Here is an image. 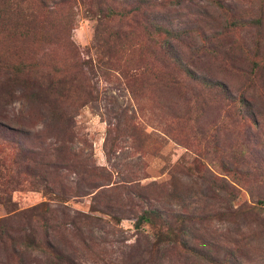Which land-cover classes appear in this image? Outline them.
I'll return each instance as SVG.
<instances>
[{
    "label": "rangeland",
    "instance_id": "rangeland-1",
    "mask_svg": "<svg viewBox=\"0 0 264 264\" xmlns=\"http://www.w3.org/2000/svg\"><path fill=\"white\" fill-rule=\"evenodd\" d=\"M3 1L0 264H264V0H148L128 38L102 0H27L29 20ZM22 59L83 74L93 99L34 104ZM25 134L61 154L46 182L19 167Z\"/></svg>",
    "mask_w": 264,
    "mask_h": 264
},
{
    "label": "trees",
    "instance_id": "trees-1",
    "mask_svg": "<svg viewBox=\"0 0 264 264\" xmlns=\"http://www.w3.org/2000/svg\"><path fill=\"white\" fill-rule=\"evenodd\" d=\"M37 2L43 8H48V5L53 6V8H57L64 4H75L77 0H37ZM147 2L148 0H105V2L104 0H102L105 9L103 10L100 8L99 11L102 13V15L103 13H105V16L109 18V20L113 21L117 19L122 22L125 21L127 24V29L125 30L124 35L128 38L134 23L138 25L137 17L141 13V8H139V6L137 5L146 4ZM3 3L9 8L8 11L10 13L15 16L19 15L22 20H24V16L29 20V18H33L35 15L32 11V8L30 7V3L27 0H4ZM122 3L125 4L126 8H122L121 10H119L122 6ZM50 13L51 12H48V14ZM159 19V17L153 18L156 23H151L153 33L155 35L162 36L170 34V32L164 28V25ZM28 20L26 19V23L31 24V22H29ZM33 20L34 19H30V21ZM116 37H119V35H117ZM168 45L170 46V48L172 47V43L169 42ZM69 46L71 48V52L75 54L74 45L72 44V42ZM23 62L24 61L22 59L17 65H8L11 75H13V78L11 80H19L23 83L22 86L30 94V98L32 99L34 104H42L47 106L53 105L56 108H60L61 105L74 100L71 97L70 92H72L71 89L75 85H78L81 90L80 95L75 99V101H80L84 97H86L90 101L93 99L92 92L86 89L87 79L83 74L80 76L67 74V72L54 74L52 72L44 71L42 68H34V66L32 65L27 66L23 64ZM75 65L77 66V64ZM183 71L187 75L191 74V71L187 70L186 68H184ZM202 83L209 89H214L216 88V86L218 88H222L220 84H214L213 82L208 80H204ZM61 118V126L65 127L68 133H72V116L66 114ZM30 138L31 137L29 136V134H25L24 140L19 143V146L21 147L20 149L22 161L21 163H19V167H21L23 173L29 176H33L34 178L42 173L40 174L42 176L41 179L46 182L50 175L54 173L57 167L56 161L60 159L61 154L59 153V151H57V153L52 154L55 158V162L51 160L45 162V158L49 154L48 151H46V149L42 146H39L40 150L42 149V151L40 152H36L30 147L28 148L25 144V141H28ZM62 142L64 143L63 140ZM67 142L73 143L72 136L67 139ZM30 143H33L32 139ZM49 169H52V171H49ZM155 214V211L144 212L137 220L135 226L137 228H140L141 224L143 223L152 224V216H154ZM175 235L176 234L174 229H170L168 232L158 233L157 237H171Z\"/></svg>",
    "mask_w": 264,
    "mask_h": 264
}]
</instances>
